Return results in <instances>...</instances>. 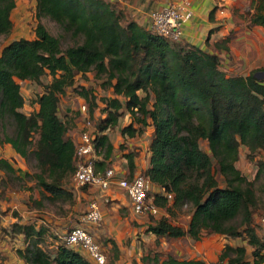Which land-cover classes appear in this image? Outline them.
<instances>
[{
  "label": "trees",
  "instance_id": "trees-1",
  "mask_svg": "<svg viewBox=\"0 0 264 264\" xmlns=\"http://www.w3.org/2000/svg\"><path fill=\"white\" fill-rule=\"evenodd\" d=\"M14 6L15 0H0V34L10 31ZM36 8L39 15L50 16L81 40L62 48L59 37L38 22L32 38L19 37L3 46L0 142L10 143L26 159L34 158L38 168L34 176L43 190L55 197L71 196L62 181L75 171V144L67 134V122L58 113L60 103L66 89L72 87L84 98L91 119L99 101L92 87L77 85L76 78L90 71L96 77L106 74L114 96L104 98V115L91 120L98 130L96 147L102 152L97 166L103 168V160L113 151L107 130L117 126L126 111L132 120L121 126L123 135L140 133L148 124L153 126L149 162L141 173L171 194L168 198L153 192L154 203L192 205L187 227L161 216L149 221L146 230L156 236L188 235L194 239L201 238L204 229L231 237L245 234L253 246L252 260L246 258L244 245L226 243L217 262L225 259L226 264H260L264 260V237L251 223L255 192L235 161L238 145L244 144L250 151L262 150L259 164L264 166V77L256 75L261 68H253L246 75L230 74L222 69L216 51L154 33L135 19L126 18L111 0H36ZM216 9L217 5L209 11L210 19ZM247 18L251 24L264 25V0L255 1ZM224 38L214 46L229 51L222 43L227 42ZM46 73L51 80L42 84L32 110L25 113L21 110L25 98L19 80L41 83ZM201 139L207 141L209 152L201 147ZM133 155L132 149L124 153L129 169L134 167ZM0 169L15 172L6 158H0ZM216 173L224 177V185H219ZM238 214L245 225L242 230L231 223ZM26 224L15 225L27 241L16 251L29 264H88L71 246L59 244L50 253L37 241L30 242L29 235L40 231ZM112 243L117 249L116 242ZM161 264L209 263L168 255Z\"/></svg>",
  "mask_w": 264,
  "mask_h": 264
},
{
  "label": "rangeland",
  "instance_id": "rangeland-1",
  "mask_svg": "<svg viewBox=\"0 0 264 264\" xmlns=\"http://www.w3.org/2000/svg\"><path fill=\"white\" fill-rule=\"evenodd\" d=\"M165 1L166 0H142L141 2H143V7H147L145 12H148L150 9L159 6ZM255 1L257 0H233V2H231L232 4L229 6L217 4V11H220V9L224 10V13L219 14V20H222L224 24L227 23L225 28L221 26L225 31L223 34L225 38H223L227 41L222 43L229 47V51H222V53L217 52L220 56V65L222 69L230 74L246 75L253 68L264 69V25L251 24L247 18L251 11H253ZM115 5L123 11L126 18L131 19L132 13H139V11L136 10V4L134 9L130 8L128 10L124 9L119 1H115ZM10 17L12 20V27L9 33L0 34V52L3 46L13 39L19 37L32 38L35 34L34 29L38 22L43 23L50 33L59 37L62 48L81 40V37L79 38L78 36L71 35L69 31L63 30L60 24L50 16L39 15L36 8V0H15V6L10 12ZM215 27L216 26L210 28L208 35L218 29H215ZM223 38H221V40ZM210 48L212 50V46H210ZM259 71L257 75L259 77H264ZM105 76L106 74L102 73L100 76L96 77L94 71H90L86 76L82 77L86 80V85L88 84V87H92V93L97 96L99 101L97 113L91 118L93 122L101 117L102 114L104 115L101 108L104 106V98L109 96L110 86L107 81H105ZM80 79L81 77L77 76V85L81 84ZM50 80L51 75L46 73L42 75L41 83L31 80H23L20 83V89L25 98L24 105L21 107L22 111L28 113L32 110L33 99L42 91V84ZM93 90H95V93ZM67 92L73 93V96L72 94L68 95H70L69 97L75 102V108H73L70 117L74 119L73 122L75 125L76 122L81 125L84 116L78 111V107L80 103L85 102V100L84 98H77L78 94L72 87H68L66 89V93ZM59 113L60 116L63 117L61 108ZM128 117L132 116L128 115L127 118ZM68 124H70V122H67V125ZM136 125L138 124L136 123ZM12 126L13 123L11 122L8 126L9 131ZM36 137L37 135L35 134L33 139L35 140ZM135 142L137 141L133 143V141L130 140L129 142L134 153L138 152L135 149ZM200 145L204 150L209 152L205 139L200 140ZM127 147L128 145L124 140L120 141L118 144V148L125 149ZM8 148L14 150L13 147H6L4 143L0 142V157L2 155V157L7 158L10 163L17 165L16 159L9 154ZM237 149L238 157L235 161V165L241 173L251 181L256 197L251 223L257 234L264 237V226L261 224V218L264 216V166L260 167L259 164L263 152L261 149L250 151L244 144H239ZM116 162L120 164L119 159L108 158L107 160H103L101 165L102 167H106ZM22 163L23 165L18 164L16 167L13 165L14 174L0 169V194L3 192L5 193V191L8 194L11 193L9 194V200L13 197L15 201H19V204L13 208L12 214L18 221L22 219L21 221L27 223L26 225H32L34 229L40 231L39 234L29 235L30 242L35 240L48 252L54 253L55 248L59 244H64L61 236L73 225L79 223L80 215L87 209L91 199L95 198L94 194L96 192L85 186L75 189L72 174H69L62 181V186L71 196H51L49 192L41 188L34 176V173L38 171L34 158L32 156L28 159L22 157ZM216 176L219 185H224V177L218 173H216ZM153 192L154 191L150 188L148 191L150 197H152ZM99 199L102 218L96 224L92 225L90 231L105 253L106 261L104 264H161V261L168 255L179 258H200L206 261L207 259H205V257H207V250L203 244H208L206 238L210 236H214L212 242L219 241V243L222 244L220 252L226 243L244 245L246 248V258L252 260L251 252L253 246L248 243V238L245 234L231 237L223 233L210 232L204 229L202 230L201 238L194 239L188 235L180 237L156 236L154 233L146 230L149 221L161 216H167L172 223L187 227L192 212V205L190 203L185 202L179 206H174L172 201H168L166 206H160V210H158L156 215H153L145 211H133L130 202L127 205H123L119 200H106L104 197H99ZM116 202H118V204H116ZM105 205L106 208L104 207ZM110 205H113L114 208H110ZM129 206L131 209H129ZM18 221L10 222L6 230L10 232L8 233L11 243L15 240L16 244L21 243L20 245L23 246L26 244V238L23 233L22 236H18L17 234V226L15 225L20 223ZM240 221L241 214H238L231 220V223L237 225L238 228L242 230L245 225L241 224ZM112 240L116 242L117 249L114 248ZM204 240L205 242H203ZM217 261L218 257L206 262L209 264H226L225 259L221 263ZM260 264H264V260Z\"/></svg>",
  "mask_w": 264,
  "mask_h": 264
},
{
  "label": "built area",
  "instance_id": "built-area-1",
  "mask_svg": "<svg viewBox=\"0 0 264 264\" xmlns=\"http://www.w3.org/2000/svg\"><path fill=\"white\" fill-rule=\"evenodd\" d=\"M193 0H166L159 6L150 9L145 15L143 26L148 30L172 40L182 38L183 25L193 16ZM78 109L84 116L78 140L75 144V171L72 174L76 188L96 187L95 198H92L87 209L80 215L79 223L69 228L62 236L64 245L78 251H84L89 258L98 264H104L106 256L100 244L94 239L90 229L102 218L99 197H105L112 185L123 188L130 198V206L135 212H148L156 215L159 205L149 196L150 180L141 172L130 177L122 173V168L115 164L99 168L97 161L102 159L100 148L96 147L98 130L88 118V107L80 103ZM157 192V191H156ZM158 192L171 198L163 187ZM264 226V216L261 218Z\"/></svg>",
  "mask_w": 264,
  "mask_h": 264
},
{
  "label": "crops",
  "instance_id": "crops-1",
  "mask_svg": "<svg viewBox=\"0 0 264 264\" xmlns=\"http://www.w3.org/2000/svg\"><path fill=\"white\" fill-rule=\"evenodd\" d=\"M111 1H114V2L119 1L122 4L123 8L127 10L130 8L134 9L135 4H136L137 5L136 10L139 11V13H136V12L132 13L133 14L132 18L135 19L139 24L143 25V22L145 21V14L147 13L145 12V9H147V7H143V2H141L142 0H111ZM231 2H233V0H193L192 5H193L194 13L191 19H189L183 25L181 40L195 44L196 46H199L208 51L214 50L220 53H222V51H225L223 49L218 50L215 48V46H213L215 41H219L221 40V38L224 37L223 34L225 31L221 28V26L225 28L227 23L225 22L226 24H224L222 20H219V14L224 13L223 12L224 10L220 9V11H217L216 9L214 11L213 19H209L208 15H209V11L215 5L219 4V5L229 6L232 4ZM213 26H216L215 29L216 28L218 29L215 30L210 35H208L210 28H212ZM210 46H212V50ZM86 74H88V72ZM23 80H19V82L21 83ZM85 81L86 80L83 78L80 79V83L83 85H86ZM87 82H90V81H87ZM68 94H72L73 96V93L67 92L62 98L59 108L62 109V113H63V117L61 118L67 122H70V124H68L67 134L71 137L72 141L75 143L78 140V136L80 132L79 128L82 126V124L80 125V124H77L76 122V125H75L73 122L74 119L70 117V114H72L73 112L72 111L73 108H75V102L72 100L71 97H69L70 95ZM111 96H114V93L112 91V88L110 87V92H109L108 97H111ZM77 98L82 99V96L78 95ZM97 109H98V106L94 109V115L97 113ZM128 115L130 116L128 112L121 115L119 117L118 125L112 128H109L107 130V133H108L111 143L113 144V151L109 158L119 159L120 164H118L119 162L118 163L116 162L115 165L120 166L123 169L122 173L130 177L131 175L135 173L142 172L143 170L146 169L148 165L149 154H150V150H149L150 135L153 130V126L151 124H148L146 126V130H143L140 133H136L131 136L123 135L120 131L121 126L130 123L132 120V117L127 118ZM134 125H136V123H134ZM123 140L126 142L129 148L128 147L125 149L118 148V144L120 143V141H123ZM130 140L133 141V143L134 141H137L135 142L136 144L135 149L138 152L134 153L133 155V162H134L133 169H129L127 167L126 158L124 156V153L127 150L131 149V145L129 143ZM2 143H4L6 147L7 146L12 147L10 143L8 142H2ZM8 151H9V154L16 159L17 165L18 164L23 165L22 156L20 154H18L15 150H12L9 148H8ZM0 158H5V157H2L1 155ZM13 165L15 167L17 166L15 164H12V166ZM150 188L154 192H156L160 190L161 186L150 181ZM89 189L91 190L93 189L95 191L96 187H91ZM9 194L6 191L5 193L3 192L0 194V264H29L28 262L25 261L24 258L19 256L16 251L17 248H20V249L24 248L25 245L27 244V241H26V244L23 246L20 245L21 243L16 244L15 240L12 241L11 243L10 241L11 239L9 236L10 232L9 230H6L10 222L12 223L14 221H18L16 217L12 214V210L13 208L16 207V205L19 204V201L18 200L15 201L13 197L11 198V200H9V197H10ZM104 199L119 200L122 202L123 205H127L130 202L126 191L120 186H117L115 184L112 185L111 188L108 190V193L104 197ZM116 204H118V202H116ZM104 207L106 208V205ZM109 207L114 208L113 205H110ZM129 209H131L130 206H129ZM103 213H104V210H103ZM21 220L18 222L24 223V221H21ZM17 234L18 236L19 235L22 236V232H18ZM213 237L210 236L206 238V241L208 244L206 243L203 244V246L206 247V250H207V257H205V259H207L206 261L216 259L218 257V253L220 252V249L222 246V244H220L219 241L212 242ZM208 240L211 242H209ZM203 242H205V240ZM12 247H13V250H12ZM79 252L87 259L88 264H98L94 260L89 258V256L84 251H79Z\"/></svg>",
  "mask_w": 264,
  "mask_h": 264
},
{
  "label": "water",
  "instance_id": "water-1",
  "mask_svg": "<svg viewBox=\"0 0 264 264\" xmlns=\"http://www.w3.org/2000/svg\"><path fill=\"white\" fill-rule=\"evenodd\" d=\"M259 72H261L263 75H264V70H260ZM256 75H257V73H256ZM258 76V75H257Z\"/></svg>",
  "mask_w": 264,
  "mask_h": 264
}]
</instances>
